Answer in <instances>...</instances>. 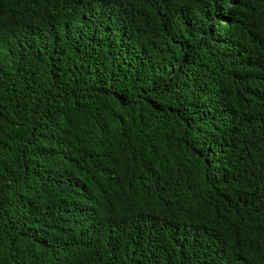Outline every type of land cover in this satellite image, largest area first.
I'll list each match as a JSON object with an SVG mask.
<instances>
[{"label":"trees","instance_id":"1","mask_svg":"<svg viewBox=\"0 0 264 264\" xmlns=\"http://www.w3.org/2000/svg\"><path fill=\"white\" fill-rule=\"evenodd\" d=\"M0 264H264V0H0Z\"/></svg>","mask_w":264,"mask_h":264}]
</instances>
